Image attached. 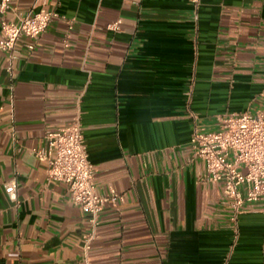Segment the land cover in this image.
<instances>
[{"label": "crops", "instance_id": "1", "mask_svg": "<svg viewBox=\"0 0 264 264\" xmlns=\"http://www.w3.org/2000/svg\"><path fill=\"white\" fill-rule=\"evenodd\" d=\"M41 9L45 32L0 52V264H264V202L232 220L189 144L264 112V0H9L0 24ZM75 119L95 191L122 196L87 248L86 213L32 150Z\"/></svg>", "mask_w": 264, "mask_h": 264}, {"label": "built area", "instance_id": "2", "mask_svg": "<svg viewBox=\"0 0 264 264\" xmlns=\"http://www.w3.org/2000/svg\"><path fill=\"white\" fill-rule=\"evenodd\" d=\"M194 7L199 0H188ZM9 0H0V12L8 7ZM57 16L53 10L29 11L16 22L3 20L0 24L4 35L0 52L12 56L22 36L36 40ZM117 22L108 24L116 29ZM32 50L34 44H27ZM189 144L194 156L204 163V180L220 182L225 203L232 211V220L244 202H264V112L253 114L229 112L220 117L215 131L193 130ZM33 153L46 163L47 182L59 181L67 186L70 199L87 215L90 231L85 236V247L95 236L100 210L115 205L122 196L110 190L105 195L95 191L93 166L89 160L78 119L62 128L47 131L43 143L33 148ZM10 201L18 202L17 179L3 184Z\"/></svg>", "mask_w": 264, "mask_h": 264}]
</instances>
